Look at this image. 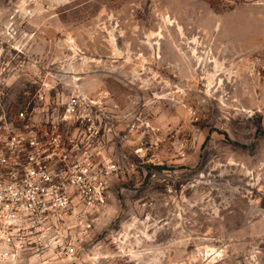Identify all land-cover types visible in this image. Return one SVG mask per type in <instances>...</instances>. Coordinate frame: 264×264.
<instances>
[{"label":"rangeland","instance_id":"374dc122","mask_svg":"<svg viewBox=\"0 0 264 264\" xmlns=\"http://www.w3.org/2000/svg\"><path fill=\"white\" fill-rule=\"evenodd\" d=\"M0 95L104 184L50 264H264V0H0Z\"/></svg>","mask_w":264,"mask_h":264},{"label":"built area","instance_id":"2783aa9c","mask_svg":"<svg viewBox=\"0 0 264 264\" xmlns=\"http://www.w3.org/2000/svg\"><path fill=\"white\" fill-rule=\"evenodd\" d=\"M11 115L0 95V264L72 261L89 245L85 217L104 203L103 181L90 165L65 164L57 140L30 128L32 113Z\"/></svg>","mask_w":264,"mask_h":264}]
</instances>
